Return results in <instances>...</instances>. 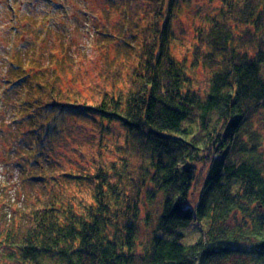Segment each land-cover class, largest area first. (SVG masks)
<instances>
[{"label":"trees","instance_id":"trees-1","mask_svg":"<svg viewBox=\"0 0 264 264\" xmlns=\"http://www.w3.org/2000/svg\"><path fill=\"white\" fill-rule=\"evenodd\" d=\"M148 1L138 26L152 19L153 33L118 36L137 50L124 90L70 105L46 77L50 67L13 63L17 78L6 93L27 96L9 101L17 105L14 124L27 127L15 128L17 145L4 153L23 176H47L37 168L58 127L45 126L41 112L82 113L101 129L116 121L127 149L111 167L113 180L97 168L91 199L78 210L51 197L23 227L10 224L4 246L13 264H264V132L253 124L264 113V0L222 1L188 59L171 52L180 0ZM228 18L245 22L248 37ZM198 66L211 69L201 90Z\"/></svg>","mask_w":264,"mask_h":264},{"label":"rangeland","instance_id":"rangeland-1","mask_svg":"<svg viewBox=\"0 0 264 264\" xmlns=\"http://www.w3.org/2000/svg\"><path fill=\"white\" fill-rule=\"evenodd\" d=\"M222 1L228 0H180L181 12L174 13L171 20V52L176 57L191 58V48L198 44L197 38L206 32L209 22L218 17ZM150 6L148 0H0V127L5 123L4 135L0 136V264H13L4 246L10 224L23 227L29 211L51 197L62 206L78 210L91 199L97 168L113 180L111 167L118 168L127 155L124 128L116 121L110 124L104 120L106 125L101 129L94 117L54 109L40 113L45 126L58 127L57 137L43 152L49 160L41 158L37 168L47 176L43 180L23 176L4 153L17 145L16 136L21 135L15 133L19 127L14 124L18 122L17 105H9V101L27 98L24 92L11 97L6 93L17 78L12 76L13 63L37 62L50 67L47 71L53 70L54 74L46 77L55 78L53 83L64 91L70 105L78 101L93 104L104 92L128 86L137 50L119 44L118 36L128 30L136 32L135 38L139 39L146 32L153 33L156 25L152 19L138 26V19ZM130 22L132 27L127 26ZM226 25L243 38L248 37L244 31L251 29L235 18H228ZM104 33L114 36L112 43L107 42ZM198 67L194 88H205L211 69ZM47 79L40 80L53 86ZM47 90L40 91L44 98L50 96ZM253 124L264 132L263 111L253 117ZM26 127L23 123L19 131ZM259 154L264 159V151Z\"/></svg>","mask_w":264,"mask_h":264}]
</instances>
